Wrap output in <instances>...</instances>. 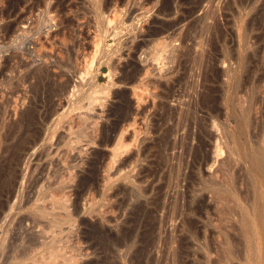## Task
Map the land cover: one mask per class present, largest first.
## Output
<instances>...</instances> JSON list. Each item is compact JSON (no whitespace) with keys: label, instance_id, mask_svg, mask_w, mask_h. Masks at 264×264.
<instances>
[{"label":"rangeland","instance_id":"374dc122","mask_svg":"<svg viewBox=\"0 0 264 264\" xmlns=\"http://www.w3.org/2000/svg\"><path fill=\"white\" fill-rule=\"evenodd\" d=\"M240 1L109 0L110 13H102L95 0H0L1 144L5 145L4 139L8 137L12 123L21 118L25 109L31 106L32 99L41 118L37 128L33 126L31 133L26 135L30 136V139L27 137L30 144H26V149L13 153L8 159L19 178L11 194L4 195L3 192L0 196V199L9 198L8 204L5 202L7 206L5 203L1 205L0 200V221L4 219L9 225L8 238L21 231L17 226L21 219L24 228L31 226L25 217L32 202L27 204L24 201L29 194L33 196L34 182L41 180L43 183L46 179L63 181L62 184L57 183L64 187L62 192L66 195L69 210L74 213L76 226L65 224L62 228L65 230L64 240L69 238L70 241L66 245L68 250L64 249L69 260L62 258L59 264H110L108 259L114 258L118 264H134L136 252L128 254L125 247L115 248L114 251L96 249L88 232L91 225L102 222L106 229L118 233L131 218L130 212L138 203L137 197L133 196L134 191L138 192L143 187L148 192L141 195L140 201L149 209L159 199L163 200L164 208L157 213L160 222L158 231L163 232L162 237L172 234L175 240V248L169 245L160 252L156 247L152 263L264 264V236L259 221L263 209L264 178L262 172L254 167L257 162L254 151L260 145L264 127V0ZM212 10L216 12L218 32L223 35V40L218 39L215 44L211 40L214 29L206 27V23H213L214 19H204ZM106 15L119 17H113L116 23L109 26L108 20L105 21ZM103 17L104 23L100 25L98 18ZM223 44L231 55L226 63L222 62L220 55ZM55 61L61 65H58L59 68L54 67ZM42 64L51 68L56 79L53 93L43 91L36 98L31 92L35 79L19 81L18 77L27 75L33 66ZM228 65L231 71L238 72L242 82L247 83L246 87H242L243 91L235 93L234 87L225 88L227 75L224 70ZM247 65L251 71L246 69ZM61 72L63 76H60ZM216 72L218 76L214 74ZM67 79L69 82L65 83ZM62 85H65L64 88ZM75 86L77 93L73 96ZM209 89L219 91V94L215 93V101L218 102L221 120L227 118V131H230L226 139L229 146H236L238 150L231 160L229 148L225 146L227 143L223 141L225 137L222 138V132L214 126L212 119L202 131L206 135L200 131L201 120L209 114L198 103L207 97ZM90 90L101 92L93 93L98 99L89 106L85 96ZM249 92L254 94L253 100L247 95ZM232 98L242 100L234 99L235 103ZM246 100L251 101L249 111L252 123L244 125V133H239L238 129L243 126L239 121L240 115L250 104ZM188 103L194 104V118H197H193L194 123H191L189 151L185 153L179 149L168 153L174 164L176 158L182 155L181 175H178L176 183V172L172 170L175 173L172 174L169 164L161 165L158 151L162 146L160 135L166 129V123L162 126L164 122L160 116L164 112L163 107L177 110ZM81 104H85V108H79ZM119 107H128L132 110L129 113L134 115L140 113L142 134L138 141H134L130 134L132 131L128 132V143L132 142V145L117 160L113 158L117 139L105 144L102 140L107 135L115 136L111 128L121 119ZM80 125L86 133L79 134L81 139H77L70 128L74 126V131L79 132ZM201 141L204 145L198 159L194 153ZM218 141L224 147L219 155L216 152ZM1 144L0 158H4L6 152H3L5 148ZM231 161L239 193L236 198L226 194L216 198L203 188V181H215L224 186L226 177L222 173L223 168ZM88 176L93 178V182L90 187L82 188L81 179ZM179 194L183 205L178 212L181 215L174 212L169 203ZM22 198L25 200L21 201ZM198 199L203 201L201 213H194L192 208L188 210ZM11 204L15 205L13 209L9 207ZM46 205L52 208L49 200ZM54 211L63 213V210ZM247 214L255 223L254 244L244 233ZM190 228L193 235L188 232ZM186 236V244L182 248V238ZM8 238L7 242L13 240ZM229 243L236 247L234 252L228 250ZM0 257L1 264H15L4 255ZM19 264L34 262L27 259Z\"/></svg>","mask_w":264,"mask_h":264},{"label":"bare ground","instance_id":"6f19581e","mask_svg":"<svg viewBox=\"0 0 264 264\" xmlns=\"http://www.w3.org/2000/svg\"><path fill=\"white\" fill-rule=\"evenodd\" d=\"M95 1L98 3L99 12H102V13H106L107 11L109 12V10H108L109 9L108 7L110 6L109 5L110 4L109 0H95ZM249 1L251 2V0H249ZM240 2H242V0ZM118 8H120V7L118 6ZM118 8L117 7L115 8V12H116V9L119 11ZM111 10H113V9H111ZM112 12H114V10ZM116 13H114V14H116ZM121 13H122V11H121ZM121 13L119 12V14H121ZM215 13L216 12L214 10H212L210 13L206 14L205 17H204L205 21H207L210 18L214 19L213 23L212 22L208 23V24L206 23L207 29H210L211 27L214 29V33H212V38H211L213 44H215L218 41V39L219 40L220 39L223 40V35L221 33H219L218 29H217L218 28V23L215 20L216 19ZM116 16H117V18L119 17L118 15H115V17L114 16L113 17L116 19ZM113 17H110V15H108L107 18L105 17V21L108 20L107 22H108L109 26H111L110 24L115 22ZM204 19H203V21H204ZM103 21H104V17L102 19L98 18V22H99L100 25L102 23H104ZM132 23L134 24L135 22H132ZM133 24H130V26L133 25ZM106 29H109V28H106ZM103 30H104V28H103ZM107 32H108V30L106 31V33ZM160 41L163 42V40H160ZM223 45L224 46L222 47L220 55L222 56V62L226 63V61H228V59H229V57L231 55L228 53L226 45L225 44H223ZM98 49H99V47L97 46L96 50L98 51ZM230 52L232 53V51H230ZM156 56H158V54ZM245 57H246V55H245ZM247 57L250 58L249 56H247ZM232 58H233V56H232ZM156 59H158V57ZM217 59H219V57ZM198 60H201V59L198 58ZM244 61H245V58H244ZM242 62H243V60H242ZM249 62L250 61L248 60V64L251 63V62L250 63ZM56 63L57 62L55 61L54 67L59 68L58 65H60V64L59 63L56 64ZM36 66H35V68H33L34 67L33 66L32 67L33 69L30 67L31 71L30 70H29L30 72L27 71V72H29L27 75H22V76L18 77V79L20 81L21 79L22 80H26V79H29V78L30 79L34 78L35 82H34L33 85H31V86H33V89L31 90V92L33 91L34 94L36 95V98H37L38 95L41 94L43 91H50V92L53 93V89H54L53 88L54 87L53 83H55L54 80L56 79L55 78L56 76L52 74L51 68L48 67V65H43L42 64V65H39L37 67ZM12 68L16 69L15 66L14 67L12 66ZM110 68H111V66H110ZM247 68H248V65H247L246 69ZM16 70L14 72H16ZM231 70L232 69H231L230 66L226 67L225 70H224L225 71V73H224L225 76L227 75V78H226V80L224 82L226 84V86H227L225 88L234 87L235 93L241 92L242 87L245 84H247V83L242 82L241 78H239L241 76H239L237 74L238 72L236 73V71L233 72ZM247 70H249V69H247ZM9 71H10V69H9ZM249 71H251V69ZM23 72L25 74V71H23ZM10 73H12V72H10ZM107 73L109 74V72H107ZM21 74H22V72H21ZM214 74L217 75V72L214 73ZM86 75H88V72H87ZM60 76H63L62 72L60 73ZM109 76H110V74H109ZM15 77H16V75H15ZM246 77H247V75H246ZM15 79L13 78V80H15ZM83 79H86V77H83ZM9 80H10V78H9ZM9 82H11V81H9ZM68 82L69 81L67 79V82H65V83H68ZM18 84H19V82H18ZM220 84L224 85V84H222V82ZM12 85L14 86L13 83H12ZM64 86L62 88H64ZM18 87H19V85H18ZM56 87L58 88V86H56ZM76 87L77 86L74 87L73 96L77 93V92H75ZM244 87H246V85ZM15 91H17V89ZM19 91H20V89H19ZM57 91L58 90H56V92ZM95 92L98 93V92H101V90H94L93 92L90 90V92H87V95L85 96L89 100V106L91 104H94V102L97 101V99H98L93 94ZM216 92H218V94H219V91L216 90ZM216 92H213V89L208 91L207 95H206L207 97L202 98V100H201L202 102L198 103V104H200L201 108L202 109H206L207 111L206 110L205 111L209 114V117L204 118L203 120H201L200 128H202V130H200V131L202 132L203 129L205 128L206 123H208L210 121V119H212V122H213L214 126H216V128H218V129H220V131L222 132L221 133L222 134V138L225 137V139L223 141L227 143L225 146H228V148H229V151H230L229 155H230V160H231L232 158H234V156H236L238 154L237 153L238 150H237L236 146H233V147L229 146L230 144H228L229 142L226 139V136L228 135V131H230V130L227 131V118H225L224 120L223 119L221 120L220 115L218 113V102L215 101V100H217L215 98L216 97L215 96ZM224 92H225V89H224ZM247 93H248V91H247ZM246 94H245L246 98L248 97L247 95H249V98L251 100H253L254 94L251 95L250 92H249V94H247V95ZM230 95H231V93H230ZM218 96H217V98H218ZM224 96L225 95H223V97ZM238 97L240 98L241 96H238ZM239 98H232V99L233 100L234 99L238 100ZM33 100L34 99H32L31 106L27 110L25 109V111L22 113L21 118L17 122H15V124L12 123L13 126L11 125L12 126L11 130L9 129L10 133H8V131H7V133L9 135H8V137L6 139H4L6 141L5 145L3 144L4 145L3 146L1 144L2 142H0V144L5 148V150L3 152H6L4 158H0V159H2L1 163H0V196L3 195V192H4V195H5V193L6 194L7 193L11 194L12 187H14V185H16L18 183V179H19L17 177V175H15L16 173H14L15 171H14L13 164L12 163L10 164L8 159L10 158V156H12L13 153H16L17 151L19 152L20 150L23 151V150L26 149V147L28 146V145L26 146V144H30V141L28 140V138L30 139V136L29 137L27 136L28 137L27 138L26 135L29 134L30 131H32L31 128L33 126L35 128H37L36 124L39 122L38 120L41 119V118H39L40 114H39V111H38L37 107L34 105L35 102ZM239 100H242V98L239 99ZM35 101H37V100H35ZM234 101L236 103V100H234ZM249 101L246 100V102H248V103H249ZM220 102L221 101L219 100V103ZM237 103L238 104H243L242 102L239 103V101H237ZM220 104H222V102ZM193 105H191L190 103L184 104V105L181 106L180 109H177V110H174V109L169 108V107H163L164 112L160 116L161 117L160 120L162 121V123L164 122L162 126H164V124L166 123V127H165L166 129L163 130L162 131L163 134L160 135V138H161V141H162L161 142L162 146H160V144L158 145V146H160V148L158 147L159 148L158 152L160 153V157H161V160H162V164L161 165L165 166V165L169 164L171 166V171L174 170L176 172V174H177L176 175L177 176L176 177V181H175V179H173L176 183H178V179H179L178 175L180 174V169H181V166H182V161H180L182 155H181V157L176 158L177 161H176V164H174V163H172V160L169 157L168 153H170V151L176 152V150H179V149H183V152H185V153H187L189 151V139L191 138V134H192V132H191L192 130L190 128L192 126L191 125V123L193 122L192 120L195 117L194 116L195 115V112H194L195 106H193ZM248 105L249 106L244 108L243 112L240 115V120L239 121H242L243 126L248 124L251 121L250 111H249L250 110V106H251V101H250V104H248ZM223 106H224V104H223ZM79 108H82V109L85 108V104H81L79 106ZM120 109L119 110H120L121 114H118V115H119V117H121V119L118 120L119 122L114 123L112 128H111V131H113V133L115 132V136L106 134L107 136H104L103 140H102V142H104V144H105V143H108V142L112 141L114 138L117 139V142H116L115 146L113 147V156H114L113 158L117 159V160H118L117 157L121 156V154L127 152L128 149L130 148L129 145H132V142L128 143V137H127L128 132L132 131L130 134L134 138V141H138V139L141 138L140 135L142 134V132L140 130V124L141 123L139 122V120H140L139 119V116H140L139 114L140 113L139 112L135 113V115L133 113H129V111L132 112V110H129L128 107L127 108L121 107ZM141 114H143V113H141ZM140 118H141V116H140ZM142 121H144V120H142ZM250 123H252V122H250ZM250 123L248 125H251ZM147 125H149V124H147ZM37 126H38V124H37ZM243 126H242V128L238 129L239 133L240 132L244 133L245 126L244 127ZM73 127L70 128L71 134H76L75 138L81 139L79 137L80 136L79 134H83L84 135L86 133L84 131L85 128L82 129V127L80 125V126H78V131L79 130L80 131L76 132V131H74L75 128L73 129ZM159 127H161V126L159 125ZM159 127H157V128H159ZM246 127L248 128V126H246ZM181 131H184V133H182ZM148 132L149 133L151 132L150 129H149ZM132 133H133V135H132ZM202 133L205 134L206 132L204 131ZM33 134H35V133H33ZM111 134H112V132H111ZM181 134H183L182 137H181ZM145 135H146V132H145ZM31 136H32V134H31ZM3 137H1V138L3 139ZM5 137H6V135H5ZM177 137L179 138V142L178 143H177V140H178ZM232 138H234V137L232 136ZM32 139H33V137H32ZM74 139H70V141L71 142H73V141L75 142ZM34 140H35V138H34ZM31 141L33 143V140H31ZM77 141H80V140H77ZM234 142H233V144H234ZM203 145H204L203 141H201L199 146L196 149V152L194 153V154H196L195 156L198 157V159H199L200 154L203 151ZM223 149H224V147L222 145V142L218 141L217 150H216L217 154L219 155L220 153H222ZM165 151L166 152L168 151V152L165 154L164 153ZM254 154L257 155V162L254 164V167L257 170L262 172L263 178H264V127H263V134H262L260 145H259L258 148L257 147L255 148ZM160 157H159V159H160ZM14 158H15V156H14ZM16 158H17V155H16ZM6 161H7V164H6ZM11 161H12V159H11ZM115 161L116 160H114V162ZM112 164L114 166V163H112ZM232 170H233V163L231 161L229 163V165H226L223 168V172L222 173H224V175L226 177V180L224 182V186L223 185L220 186V184L216 183L215 181H203V182H205V184L203 185V188L205 190H208L209 192H212L214 194V197H216V198L223 197V194H226V195H228L230 197L236 198L238 193H239L238 192L239 189H238V185H237V180L235 178H233ZM92 172H94V171H92ZM121 172H122V170H121ZM173 173L174 172L172 171V174ZM126 176L127 175H125V177ZM57 179H59V178H57ZM92 180H93L92 177H89V176L88 177H83V179H81L82 183L80 182L81 187L82 188L84 187L85 189L88 186L90 187L91 182H93ZM40 181L41 180H39V181L37 180L33 184V196H30V194H29V197L27 196L28 198H27L26 201H24L25 198L24 199L22 198V200H21V201H24L27 204L32 202L31 204H29L30 205V209L28 210V213H27L28 215L25 217V219H28L31 222L30 223L31 226L29 228H24L23 225H22V220L23 219H21V221L19 223H17V226H18L19 230H21V231H19L17 233H14L13 235L9 236V238H8L7 232H8V229H9V225L6 224V221H4L3 218H1L3 220L0 221V223H1L0 224V256L4 255L7 258L8 261H13L15 264H19L20 262L22 263L24 260L26 261L27 259H31L34 262V264L35 263L36 264H59L60 263V259H62V258L65 261L69 260V258H66V256H65L66 254L64 252L65 251L64 249L67 248L66 245L70 241H69V238H68V240H64L66 236L64 237L63 231H65V230L62 229V228H63V226L65 224L76 226V223L74 222V213L69 210V207L66 204L67 198H65L66 195H63L64 193L62 192L63 191L62 189H64V187L60 186L58 184V183L62 184L63 181L62 182L61 181L58 182V180H57V181L54 182V180L51 181L50 179H46V182L42 183V181H41L42 185H39ZM57 184H58V186H57ZM263 186H264V184H263ZM142 188L143 187H141V189H139L138 192H135L133 190L134 191L133 196L137 197L136 201L138 203H137V205H134L135 206L133 208L134 210H132V212H130L131 213V218L129 220H127V222H126V224L124 226L120 227V229L118 230V233H114V232H112V230L106 229V227L103 225L102 222H96L95 224L90 226V230L88 232V236L92 239L93 246L96 249H100L102 251H114L115 248L122 249V247L123 248L125 247L126 253H128L130 251L137 253V255H136L137 258L135 259L134 264H143V262H148V264H151L152 261H153V252L155 251V249L158 248V250L160 252H163L162 250L167 249V247L169 248V245L172 248L174 246L173 244H174L175 240H174V236L172 234H170V235L167 234V236L162 237L163 232L162 231H158L159 219H158L157 213H158V211L161 208H164L163 205H162V201L163 200L161 201L159 199L156 202L154 201L155 202L154 205L152 206V208L149 209L145 205L144 202L140 201L141 195L143 196V194H147V192H148V189H142ZM177 195L175 197H173L170 200V202H169L170 205H171V208H173L172 210H174V212H176V213L180 212L182 210L181 206H183L180 203L181 201H179V198H181L180 194H179V196H177ZM11 197H12V195H11ZM262 197H263V207H262L263 209H262V212L259 214V221H260L261 231L263 232V236H264V187H263V195H262ZM0 200L2 201L1 205H4L5 202H7V204H8V202H9V198L8 199L7 198H5V199L2 198ZM48 200L51 203L52 208H49L48 205H46V202ZM25 203L23 204V208H25V205H26ZM202 203H203V201L201 199H198L197 201H195L193 206H191V207L189 206L188 210L192 208L194 213H201L200 211L202 210ZM7 204L5 203L6 206H7ZM14 206H15L14 204H11V206L9 205V207H11L12 209H13ZM2 209H3V207H2ZM51 209L53 210V212L51 211ZM54 209L63 210V213L55 212ZM192 210H190V211H192ZM5 211H4V213L6 214ZM130 213H129V215H130ZM178 214H180V213H178ZM103 215H105V214H103ZM6 216H7V214H6ZM247 217H248V214H247ZM244 225H245L244 233L251 238V244H254L255 243L254 242V234H255V223H254V220H251L248 217L247 220L244 222ZM190 227H191V225H190ZM188 232L190 234H192V235L194 234L193 231L191 230V228L188 230ZM10 237H12L13 240L7 242V238H8V240H10ZM182 240L183 241L181 242L180 247L183 248V246L186 244L187 236L182 238ZM171 242H172V244H171ZM72 248L75 250L74 247H72ZM173 248H175V247H173ZM235 248L236 247H234L232 244H230V243L228 244V250L229 251L234 252ZM67 250H68V248H67ZM173 250H175V249H173ZM67 257H68V255H67ZM0 259H1V257H0ZM115 260H116L115 258L113 260H109L108 259V262L109 263L111 262L112 264H118V262L115 261ZM152 264H154V263H152Z\"/></svg>","mask_w":264,"mask_h":264}]
</instances>
